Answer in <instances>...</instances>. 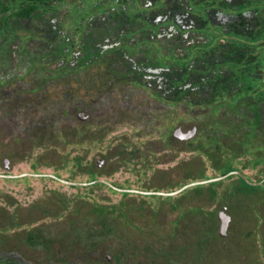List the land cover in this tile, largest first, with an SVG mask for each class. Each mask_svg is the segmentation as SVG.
I'll return each mask as SVG.
<instances>
[{"label":"rangeland","instance_id":"rangeland-1","mask_svg":"<svg viewBox=\"0 0 264 264\" xmlns=\"http://www.w3.org/2000/svg\"><path fill=\"white\" fill-rule=\"evenodd\" d=\"M33 88L19 91V100L13 102L0 98V174L59 170L69 181L85 183L88 175L80 171L95 165L109 174L102 179L122 189L161 194L113 192L97 184L71 186L47 176L0 178V259L13 257L22 264H158L142 252L140 261H120L117 256L125 248L145 249L157 237L161 239L156 244L168 243L172 236L176 246H182L179 241L194 232V222L210 223L219 233V214L226 207L231 219L223 247L238 258L231 262L228 252L221 259L227 264H264L263 191L241 188L237 175H231L177 193L194 182L232 172L259 182L264 171L252 168L250 152H235L225 144L215 151L199 139L203 148L196 152L166 150L161 135L174 127L171 121L177 115L178 121L188 117L182 109H160L143 101V90L123 88L98 95L82 122L78 113L83 110L69 111L76 103L82 106L83 90ZM60 129L69 137L56 138ZM76 157L83 166L72 173L70 160ZM101 206L115 212L99 218ZM192 209L203 215L193 214L188 221ZM116 210L123 212L122 219ZM30 233L36 241H30Z\"/></svg>","mask_w":264,"mask_h":264},{"label":"flooded vegetation","instance_id":"flooded-vegetation-1","mask_svg":"<svg viewBox=\"0 0 264 264\" xmlns=\"http://www.w3.org/2000/svg\"><path fill=\"white\" fill-rule=\"evenodd\" d=\"M0 48L4 102L79 88L69 112L86 122L98 95L143 90L188 117L161 135L166 150L225 144L264 171V0H0Z\"/></svg>","mask_w":264,"mask_h":264},{"label":"trees","instance_id":"trees-1","mask_svg":"<svg viewBox=\"0 0 264 264\" xmlns=\"http://www.w3.org/2000/svg\"><path fill=\"white\" fill-rule=\"evenodd\" d=\"M75 131H74V133H75ZM54 134H55L56 138L58 137V139H63L64 137L65 138L69 137L68 135H65L64 129H60L59 131H55ZM65 143L70 144V142L68 140L65 141ZM71 161L73 163V168L71 170L72 173L74 172L73 169L77 170L78 168H82L83 165H82V158L81 157H76L75 159L70 160V162ZM82 170L80 171L81 173L83 172V173L88 175V179H87L88 182H93V181H96L98 179H102L103 177L109 176V174H107L105 172V169L103 167L98 168V166H95V165H92L89 169H85L84 171H82ZM54 174L56 176L62 178V179L67 178L65 180L70 179V177L69 178L64 177V175L62 173H60L59 170H57ZM239 183H240L241 188H247V189H251V190H255V191H263L264 192V188L261 186L249 185L244 180L239 181ZM97 186H106L107 187V185H105V184H97ZM109 189L112 190L113 192H115L114 189H112L110 187H109ZM196 189L200 190L202 188H196ZM232 192H233V190H232ZM213 196L216 197V192L213 193ZM113 210H114V208L101 206L97 210V212H98L97 216H99V218L107 217L110 214V212ZM116 211L118 213L117 216L118 217L120 216V219H122V217H124L123 212H121V211L118 212V210H116ZM191 211H193V209L190 210V212H188V218H189L188 221H190V218H191V216H193V214L195 216L203 215V213L198 212L199 211L198 209H196V212H195V210L193 212H191ZM114 212H115V210H114ZM199 220H200V217H199ZM210 228H211L210 223L209 224L208 223L203 224V223L194 222V232L192 234L189 233L188 237L181 238V241H179V242H181L180 244L183 243L182 246H179L178 244L176 246V243L172 239V236H170V241H168V243L164 242L161 244H156L155 242L158 243V241L161 239V238L157 237V239H153V242H150L145 249L125 248V249L121 250L120 253H118L117 258L120 261L125 260L126 258H128V260H131V258H132V259H134V261L135 260L140 261L139 252H142V253H144V255H147L149 257L148 259L155 261L158 264H208V263H211V264H227L221 258L226 256V254L229 252V254H227L228 257L231 258L229 260H231V262H234L236 260V258H238V257H236L234 254H232L230 252V249L223 247V242L226 240V238H224L220 232L215 233ZM100 235L103 236L102 234H100ZM29 239L31 242L36 241V237L33 233L29 234ZM155 245H159V246H155ZM263 246H264V239H262L261 246H260L261 247L260 252L262 253V258L264 259V247ZM0 262L2 264H19V262H17L16 259L13 257L1 258ZM20 264H22V263H20ZM253 264H257V263L254 262Z\"/></svg>","mask_w":264,"mask_h":264},{"label":"water","instance_id":"water-1","mask_svg":"<svg viewBox=\"0 0 264 264\" xmlns=\"http://www.w3.org/2000/svg\"><path fill=\"white\" fill-rule=\"evenodd\" d=\"M6 168H8V165L6 163ZM231 175H237L241 178H243L249 185H252V186H261L262 185V182H253L251 181L245 174L241 173V172H232V173H229L223 177H218V178H214V179H211V180H207V181H198V182H194L192 184H189L187 186H185L183 189H181L180 191H178L177 193H180L182 192L183 190H185L186 188H189V187H192V186H197V185H203V184H209V183H212V182H218V181H221L223 179H226L228 178L229 176ZM50 177V178H53L57 181H60L64 184H67V185H71V186H88V185H92V184H105L107 185L108 187L116 190V191H119V192H122V193H139V194H161V193H157V192H144V191H137V190H130V189H122L116 185H114L113 183L105 180V179H98L96 181H93V182H73V181H68V180H65V179H62L58 176H56L55 174H35V173H23V174H20V175H9V174H0V178H10V179H15V178H24V177ZM172 194H176V193H172ZM226 207L224 208V211L221 212L219 214V219H220V222H221V225H220V233L223 237H225L227 235V230H228V227H229V223H230V215L228 212H226Z\"/></svg>","mask_w":264,"mask_h":264}]
</instances>
